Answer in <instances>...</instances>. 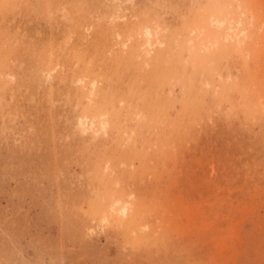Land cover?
Listing matches in <instances>:
<instances>
[{
	"label": "rangeland",
	"instance_id": "rangeland-1",
	"mask_svg": "<svg viewBox=\"0 0 264 264\" xmlns=\"http://www.w3.org/2000/svg\"><path fill=\"white\" fill-rule=\"evenodd\" d=\"M0 264H264V0H0Z\"/></svg>",
	"mask_w": 264,
	"mask_h": 264
},
{
	"label": "bare ground",
	"instance_id": "bare-ground-1",
	"mask_svg": "<svg viewBox=\"0 0 264 264\" xmlns=\"http://www.w3.org/2000/svg\"><path fill=\"white\" fill-rule=\"evenodd\" d=\"M237 26L241 25V22H237L236 23ZM212 26L215 27L216 29H223L225 32V37L224 39L228 42L236 40V42H238L239 44L242 43V40L245 39V31L244 30H240L237 31V26H235L234 22H232V20H230L228 23H225V21H212ZM204 32L201 31L200 34H203ZM144 37H145V45L147 46V50H148V54H151L152 51H154L155 46L159 45L162 46L164 45V42L161 41L160 37H159V33L157 31H153L150 27H146L144 30ZM241 37H244L243 39H241ZM190 43H192L193 45L195 44V42L193 40H190ZM195 46V45H194ZM205 49H209L207 47H205ZM94 87V85H93ZM93 93V92H92ZM94 122L91 123V129H94ZM84 128L86 129L87 127L85 125H83ZM107 126V123L102 122L101 124V129L105 130ZM120 202L118 201L117 204H119ZM129 205L127 203L123 204L121 209L119 210V214L123 215V216H128L129 213ZM113 212H116L114 209H112ZM108 219L104 218L103 222H107Z\"/></svg>",
	"mask_w": 264,
	"mask_h": 264
}]
</instances>
